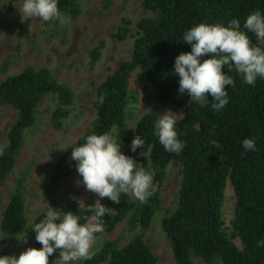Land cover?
Masks as SVG:
<instances>
[{
  "label": "trees",
  "instance_id": "16d2710c",
  "mask_svg": "<svg viewBox=\"0 0 264 264\" xmlns=\"http://www.w3.org/2000/svg\"><path fill=\"white\" fill-rule=\"evenodd\" d=\"M141 3L151 15L137 21L138 33L133 38L129 58L121 61L97 85L95 118L54 158L42 194L50 206L81 215L79 198L75 195L78 189L73 193L76 199L72 198L67 206L53 198L52 191L76 168V162L71 159L72 149L85 143L88 135L109 133L117 138L125 155L143 164L153 176L158 191L146 203L131 194H122L118 205L105 198L102 204L117 209L118 214L103 218V232L112 233L124 221L130 238L123 243L118 237L104 239L93 249L95 255L90 260L76 264L157 263V255L145 243L143 235L161 208L162 185L170 163L181 165V180L176 207L162 217L161 227L168 237L174 264H195V259L206 264H264V79L257 78L254 85H248L235 70L228 72L226 66L225 73L232 76L235 86H225L229 102L216 111L211 108V96L206 107L189 102L187 93H179V78L172 72L175 58L191 51V46L182 41L187 30L202 22L228 26L232 19H238L243 30L252 12L259 10L264 15V0H142ZM58 7L71 18L80 13L79 0H58ZM30 22L31 19L17 21L19 38L27 33ZM129 24L122 17L112 37L124 39L129 33ZM248 35L254 44L264 48L254 34ZM103 45L101 40L88 50L91 64L99 59ZM6 67L7 60L1 70ZM136 68L143 71L139 83L148 94L183 109L184 119L178 121L175 129L178 138L186 144L181 153L167 152L160 144L155 127L157 115L153 110L143 113L133 127L127 124L128 109L142 96L139 87H130V77ZM49 94L56 100L49 119L54 128L60 129L69 115L74 93L49 68L25 66L0 81V106L8 104L16 110V117L6 131V144L0 149L3 151L0 187L16 165L26 130L36 123L38 105ZM136 135L144 140V146L132 152L130 145ZM246 138L254 139L255 151H245ZM27 169L14 179L1 213L0 256L10 255L7 242L19 231L31 236L32 247H42L35 240L32 227L44 219L48 204L28 222L24 199ZM227 180L235 198L229 228L222 215ZM94 200L90 197L85 203L92 204ZM58 255L54 253L50 263Z\"/></svg>",
  "mask_w": 264,
  "mask_h": 264
},
{
  "label": "rangeland",
  "instance_id": "374dc122",
  "mask_svg": "<svg viewBox=\"0 0 264 264\" xmlns=\"http://www.w3.org/2000/svg\"><path fill=\"white\" fill-rule=\"evenodd\" d=\"M141 2L142 0H110L109 3L107 0H79L80 13L75 18L67 16L69 23L62 25L57 20L42 22L39 18H32L27 33L19 38L16 35V23L22 20L18 11L22 0H0V81L25 66L30 65L36 68L45 66L57 80L69 85L74 93V101L69 106V115L64 119L60 129L54 128L49 119V113L56 103L54 96L50 94L44 96L38 105L36 123L26 130L16 165L8 175L5 184L0 187V218L14 179L26 168L28 169L24 199L28 222L48 204L42 194V187L47 182L54 158L63 148L74 142L93 121L96 115L97 85L121 61L129 58L133 38L138 33L137 21L141 17L151 15ZM122 17L130 21L129 33L124 39H118L112 37V33ZM101 40L104 41V45L100 57L91 64L88 50ZM5 60H7V67L3 71L1 67ZM142 75L143 71L136 68L130 77V87H139L142 95L139 101L127 111L126 122L130 127L134 126L143 113L150 110L156 113L157 120L158 115L163 114L167 109L183 114L181 107L160 102L155 94H148L139 83ZM15 117L16 110L13 107L8 104L0 106V149L6 144V131ZM78 179L82 180V177H79L75 168L72 175L52 191V197L59 199L64 206H67L73 198V193L78 189L75 195L79 199L84 201L90 197L96 199V195L88 192L82 183L76 186L75 181ZM180 180L181 165L170 163L162 185L161 208L144 231L145 243L157 255L156 264H174L168 237L161 227V219L176 207ZM234 202L233 189L227 180L222 215L228 228L233 215ZM117 237L122 243L130 238L125 232L124 221H120L110 234L98 233L93 249L104 239ZM23 239H26V242L21 241ZM234 241L240 245L238 239ZM28 247H32L31 236L25 231L14 233L7 242L10 255L17 257ZM195 264L206 263L201 259H195Z\"/></svg>",
  "mask_w": 264,
  "mask_h": 264
},
{
  "label": "clouds",
  "instance_id": "9594fccd",
  "mask_svg": "<svg viewBox=\"0 0 264 264\" xmlns=\"http://www.w3.org/2000/svg\"><path fill=\"white\" fill-rule=\"evenodd\" d=\"M18 11L22 20L39 18L42 22L69 23V18L58 7V0H22ZM248 33L264 43V15L259 10L247 16L243 30L238 19H232L228 26L202 22L187 30L182 41L191 46V51L182 52L175 58L172 71L179 78V93H187L189 102L201 107L208 106L211 96V108L219 111L229 102L225 86H235L232 76L225 73L226 66L228 72L235 70L248 85H254L257 78L264 79V48L254 44ZM182 119L184 114L171 109L158 115L156 134L167 152L179 154L186 146L175 130ZM143 146L144 140L136 135L130 148L136 152ZM243 148L255 151L254 139L246 138ZM71 159L76 162V171L82 177L75 181L76 186L82 183L97 198L92 204L77 200L81 215L48 204L44 219L32 227L35 240L42 247H28L18 257L0 256V264H50L49 258L56 252L59 255L52 264L90 260L95 255L93 245L97 234L105 228L103 218L118 214L117 209L105 206L101 200L107 198L118 205L122 194H131L146 203L158 191V185L153 183V176L145 171L143 164L125 155L117 138L109 133L88 135L85 143L72 149ZM21 241L26 242V239Z\"/></svg>",
  "mask_w": 264,
  "mask_h": 264
}]
</instances>
